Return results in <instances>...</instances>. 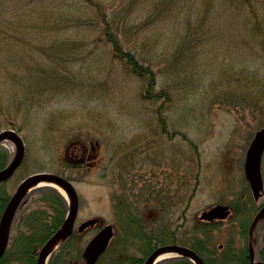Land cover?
<instances>
[{
  "label": "rangeland",
  "instance_id": "rangeland-1",
  "mask_svg": "<svg viewBox=\"0 0 264 264\" xmlns=\"http://www.w3.org/2000/svg\"><path fill=\"white\" fill-rule=\"evenodd\" d=\"M122 3L0 0V130L12 128L24 142L6 185L12 193L39 171L61 169L68 176L78 198L74 227L99 218L74 241L78 251L69 264H83L85 243L106 223L115 229L117 257L143 255L141 239H126L130 227L118 198L113 206L112 189L132 201L144 226L159 227L165 237L174 231L176 243L201 228L191 226L214 204L234 205L237 212H253L257 204L243 160L254 131L264 126V0L134 2L133 24L150 11L161 13L126 38L119 34L154 71L155 91L170 90L160 115L164 132L152 110L161 100L141 97V80L112 54L94 19L98 9ZM194 27L191 39L187 31ZM1 144L14 154L12 140ZM64 159L77 165L65 166ZM261 168L264 181V155ZM235 221H217L205 233L221 243L239 230ZM114 250L113 244L99 264L111 263Z\"/></svg>",
  "mask_w": 264,
  "mask_h": 264
},
{
  "label": "trees",
  "instance_id": "trees-1",
  "mask_svg": "<svg viewBox=\"0 0 264 264\" xmlns=\"http://www.w3.org/2000/svg\"><path fill=\"white\" fill-rule=\"evenodd\" d=\"M135 1L136 0H123V3L119 5L120 9L117 8V4L114 7L115 10H112L111 8L109 10L107 8V11L98 9L99 16H96L97 19L94 17V19L100 21L101 33L110 43L112 54L122 60V63L129 69V71L141 80V97L149 100H161L160 104L152 110L157 113L158 121L161 124V131L164 132L165 125L163 124V119L160 115L164 103L168 101L170 90L168 87L164 86L160 90L155 91V85L157 82L154 76V71L149 65H144L134 55L130 50V47L128 48V39H123L124 37L122 38L119 34L123 31L126 38L132 30L138 31L142 28V25H148L150 22L151 24L155 22L160 17L161 13L158 10L150 11L147 14V19H150L149 21L145 19L137 24H133L129 19V16L134 11L133 9H135ZM121 2L122 0H120V3ZM120 12L122 13L121 15ZM108 15H110L109 18H107ZM120 23H122V25ZM198 30L197 27H194L193 29H189L187 34L192 39L198 34ZM186 42L181 43V45H185ZM124 45L127 47H124ZM73 140L74 137L69 139L70 142H73ZM114 157L115 156L112 155L113 161L116 159ZM9 158V149L0 143V169L6 165ZM113 161L110 167V169H113L112 174H114L116 166L115 164L113 165ZM63 163L65 166H76L77 159L74 161L64 159ZM128 165H130L129 160ZM122 168L123 170L127 169V167L123 165ZM129 171L131 173V170ZM55 173H59L68 178L61 169L56 170ZM130 175L132 177L133 173ZM8 179L9 178L0 180V216L11 195L6 185ZM190 179L192 178L188 175V181ZM142 183V186H144L145 189L146 184L145 182ZM112 197L113 199L115 198V203L113 205L115 209H117V198L119 199L124 210L123 212L125 213L124 225L125 227H130L129 231L131 234L126 236V239L129 242L135 239H141L142 247L140 250L143 255L129 256L124 254V257H117V239L116 242H114L113 239L107 250L95 264H99V261L110 251L113 244L115 245V250L111 253L113 256L111 260L112 262L108 264H141L144 256L156 245L166 242H176L174 231L168 233V237L170 235L168 238L163 235L162 230L159 227L150 228L144 226L145 222L143 221L142 216L137 213V210L133 212L131 211L133 206L130 207V204L132 201L128 200L127 202L125 200L127 197L120 199L117 196L115 189H112ZM67 209L68 201L57 188L51 185H41L31 189L26 195L24 201L15 211L10 226L7 246L3 255L0 257V264H35L38 249L63 223ZM208 229L209 227H201L189 230L179 242L191 247L201 257L204 264H249V227H239V230L235 234L225 236L221 243H214L211 241V236L208 233H205ZM251 232L254 237V244L259 258L264 260V227H252ZM76 237H78L77 234L72 233L64 242H62V244L50 255L48 264H69L72 254H75L78 251V248L73 247L74 241L77 239ZM155 264L194 263L185 256H172L161 259Z\"/></svg>",
  "mask_w": 264,
  "mask_h": 264
},
{
  "label": "water",
  "instance_id": "water-1",
  "mask_svg": "<svg viewBox=\"0 0 264 264\" xmlns=\"http://www.w3.org/2000/svg\"><path fill=\"white\" fill-rule=\"evenodd\" d=\"M10 139L15 144V152L9 162L0 169V180L8 178L16 167L20 164L24 155V142L19 133L10 128L0 130V142ZM264 150V126L258 128L245 151L243 170L248 182L250 191L254 198H257L263 188L260 160ZM50 180L67 192L68 210L62 225L51 235L40 247L36 264H47L48 257L54 249L53 244L60 239L59 244L66 239L72 232L73 223L78 209V198L73 184L60 174L39 171L25 176L15 187L7 204L0 216V256L4 253L9 234L10 225L15 211L28 192L29 186L40 180ZM264 210V206L261 209ZM229 208L226 204H214L203 210L200 218L212 220L213 218H224L228 215ZM98 221V217H89L83 220L78 226L82 230ZM113 235V227L110 223L103 224L86 242L81 255L85 264H94L102 252L106 249L110 238ZM58 244V245H59ZM162 252H170L171 256L180 255L190 258L194 264H204L200 256L190 247L176 243L161 244L156 246L143 260L142 264H154L156 258ZM251 260L249 264H264L262 260L253 259V251L250 249Z\"/></svg>",
  "mask_w": 264,
  "mask_h": 264
},
{
  "label": "flooded vegetation",
  "instance_id": "flooded-vegetation-1",
  "mask_svg": "<svg viewBox=\"0 0 264 264\" xmlns=\"http://www.w3.org/2000/svg\"><path fill=\"white\" fill-rule=\"evenodd\" d=\"M260 199H261L260 197L257 199H254L255 203L257 202L256 206H258V207L255 206L253 212H247V210H244V208H243V210L239 209L238 210L239 212H237L234 205L228 204L229 213L225 219L229 218L233 222H236L235 218H239V224H237V223L233 224L232 227H249V229H251V227H264V210L263 211L261 210V208L264 206V199H261V200ZM259 211H261V212H259ZM197 218L198 219H196V220L198 223L192 225L191 227H214L215 222L222 221V220L217 219V218H214L212 220L202 219V218H199V216ZM182 227H184V225H182ZM86 228H88V227H86ZM86 228H84V229H86ZM84 229L78 230L77 227H73L71 234L76 233L77 236L79 237L81 232ZM78 237H76V238H78ZM250 240L252 241L251 237L249 236V241ZM251 241H250V243H251ZM256 255L259 257L258 252L256 253Z\"/></svg>",
  "mask_w": 264,
  "mask_h": 264
},
{
  "label": "bare ground",
  "instance_id": "bare-ground-1",
  "mask_svg": "<svg viewBox=\"0 0 264 264\" xmlns=\"http://www.w3.org/2000/svg\"><path fill=\"white\" fill-rule=\"evenodd\" d=\"M9 142H10V141H9ZM10 143H11V145H12V142H10ZM41 184H54V183L51 182L50 180L43 179V180H40V181L35 182V183L32 184L31 186H29V188L32 187V186H34V185H41ZM55 185H56V184H55ZM29 188H28V189H29ZM60 188H61V187H60ZM59 242H60V239L57 240V241L53 244V246H52L51 249H54V248L59 244ZM169 255H171L170 252H162L161 254L158 255V257L156 258V260H159V259H161V258H163V257H167V256H169Z\"/></svg>",
  "mask_w": 264,
  "mask_h": 264
}]
</instances>
